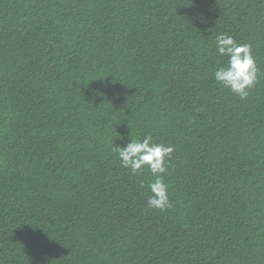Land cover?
<instances>
[{"label":"trees","instance_id":"1","mask_svg":"<svg viewBox=\"0 0 264 264\" xmlns=\"http://www.w3.org/2000/svg\"><path fill=\"white\" fill-rule=\"evenodd\" d=\"M148 134L166 211L112 150ZM0 264H264V0H0Z\"/></svg>","mask_w":264,"mask_h":264},{"label":"clouds","instance_id":"2","mask_svg":"<svg viewBox=\"0 0 264 264\" xmlns=\"http://www.w3.org/2000/svg\"><path fill=\"white\" fill-rule=\"evenodd\" d=\"M216 50L220 56L228 59L226 65L214 71L215 81L241 99H246L249 89L256 85L260 71L251 45L238 43L233 37L222 33L216 37ZM112 150L117 154L121 167L129 169L131 174L139 175L146 168L154 177L148 184L151 193L147 200L148 207L161 211L172 207L164 177L168 171L166 163L174 146L157 143L148 134L143 139L131 138L126 146H114Z\"/></svg>","mask_w":264,"mask_h":264}]
</instances>
